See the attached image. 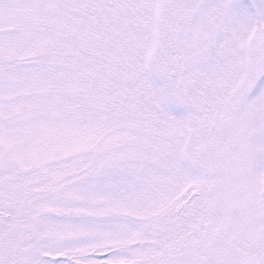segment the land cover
Here are the masks:
<instances>
[{
  "label": "snow or ice",
  "instance_id": "snow-or-ice-1",
  "mask_svg": "<svg viewBox=\"0 0 264 264\" xmlns=\"http://www.w3.org/2000/svg\"><path fill=\"white\" fill-rule=\"evenodd\" d=\"M0 264H264V0H0Z\"/></svg>",
  "mask_w": 264,
  "mask_h": 264
}]
</instances>
